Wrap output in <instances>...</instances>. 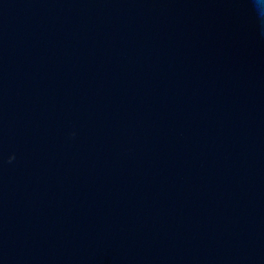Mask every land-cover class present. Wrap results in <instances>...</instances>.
Returning <instances> with one entry per match:
<instances>
[{
  "label": "water",
  "instance_id": "95a60500",
  "mask_svg": "<svg viewBox=\"0 0 264 264\" xmlns=\"http://www.w3.org/2000/svg\"><path fill=\"white\" fill-rule=\"evenodd\" d=\"M0 264H264V0H0Z\"/></svg>",
  "mask_w": 264,
  "mask_h": 264
}]
</instances>
